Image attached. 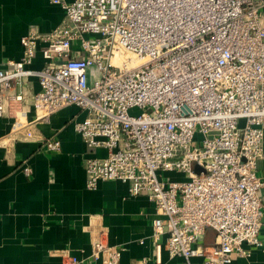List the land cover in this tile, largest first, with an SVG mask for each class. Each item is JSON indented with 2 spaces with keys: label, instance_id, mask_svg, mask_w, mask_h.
Here are the masks:
<instances>
[{
  "label": "built area",
  "instance_id": "built-area-1",
  "mask_svg": "<svg viewBox=\"0 0 264 264\" xmlns=\"http://www.w3.org/2000/svg\"><path fill=\"white\" fill-rule=\"evenodd\" d=\"M50 1L63 23L47 33L32 27L22 57L0 69V117L14 119L0 141L24 136L59 153V139L27 129L76 106L84 118L73 119L74 131L107 151L85 160L87 188L120 181L130 196L148 197L158 263L163 248L182 264H231L263 249L264 0ZM207 229L212 246L202 244ZM123 251L101 229L88 257L58 254L63 264H119Z\"/></svg>",
  "mask_w": 264,
  "mask_h": 264
},
{
  "label": "crops",
  "instance_id": "crops-1",
  "mask_svg": "<svg viewBox=\"0 0 264 264\" xmlns=\"http://www.w3.org/2000/svg\"><path fill=\"white\" fill-rule=\"evenodd\" d=\"M262 15L264 20V9ZM64 19L63 9L50 0H0V69L22 57L21 39L32 27L47 33ZM42 67L39 57L33 68ZM28 88L25 105L32 121L37 78L30 80ZM76 118L82 120L84 114L70 106L48 122H37L27 129L37 136L59 139V153H48L24 136L6 144L0 141V264H63L58 251L86 258L94 234L101 229H106L110 246L124 248L119 264H182L181 258L170 257L164 248L158 263L151 237L156 209L148 197L130 196L128 184L120 181H101L97 189L87 188L85 160L104 158L107 151L87 147L74 131L72 121ZM13 123L12 117H0V139L11 132ZM25 167L31 169L30 176ZM258 174L264 178V159L258 163ZM164 177L186 180L178 173H165ZM261 195L264 203V189ZM260 239L264 243V228ZM165 240L163 236L161 242ZM201 240L204 246H212L216 234L207 229ZM250 252L249 258L237 257L231 264H264V248L250 247ZM192 262L204 264L202 258Z\"/></svg>",
  "mask_w": 264,
  "mask_h": 264
},
{
  "label": "rangeland",
  "instance_id": "rangeland-1",
  "mask_svg": "<svg viewBox=\"0 0 264 264\" xmlns=\"http://www.w3.org/2000/svg\"><path fill=\"white\" fill-rule=\"evenodd\" d=\"M140 110H131V114H133V115H138V114H140ZM198 171V170H197Z\"/></svg>",
  "mask_w": 264,
  "mask_h": 264
},
{
  "label": "bare ground",
  "instance_id": "bare-ground-1",
  "mask_svg": "<svg viewBox=\"0 0 264 264\" xmlns=\"http://www.w3.org/2000/svg\"><path fill=\"white\" fill-rule=\"evenodd\" d=\"M135 60V59H134ZM140 64V63H139Z\"/></svg>",
  "mask_w": 264,
  "mask_h": 264
},
{
  "label": "water",
  "instance_id": "water-1",
  "mask_svg": "<svg viewBox=\"0 0 264 264\" xmlns=\"http://www.w3.org/2000/svg\"><path fill=\"white\" fill-rule=\"evenodd\" d=\"M198 170V169H197ZM198 172V171H197Z\"/></svg>",
  "mask_w": 264,
  "mask_h": 264
}]
</instances>
